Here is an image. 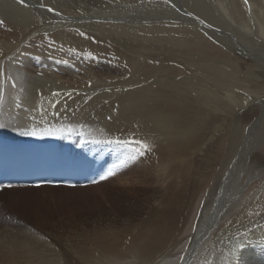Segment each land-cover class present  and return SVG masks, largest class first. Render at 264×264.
<instances>
[{"label":"bare ground","instance_id":"6f19581e","mask_svg":"<svg viewBox=\"0 0 264 264\" xmlns=\"http://www.w3.org/2000/svg\"><path fill=\"white\" fill-rule=\"evenodd\" d=\"M25 2L0 0L1 128L71 127L151 150L99 183L126 206L112 216L140 213L125 248L108 230L99 251L71 254L68 239L58 247L5 225L0 264H234L239 244L264 246V181L254 188L264 177V0H42L54 12ZM91 187L0 194L50 207ZM171 241L183 244L166 258ZM262 255L242 250L244 264Z\"/></svg>","mask_w":264,"mask_h":264},{"label":"rangeland","instance_id":"374dc122","mask_svg":"<svg viewBox=\"0 0 264 264\" xmlns=\"http://www.w3.org/2000/svg\"><path fill=\"white\" fill-rule=\"evenodd\" d=\"M247 4H249V0ZM242 14L245 15L244 13ZM109 145L114 149V156L120 159V152L115 151L118 146L114 143ZM109 145H106V147H110ZM263 181L264 177L255 180L254 188ZM98 184L89 188L91 190L85 192L62 194L58 197L59 201L52 202L50 207L48 205H35L30 203L15 205V202H13L10 204L8 200L13 194L11 192H3L0 194V226L5 227V225H8L10 228L17 227V230H21L20 233L28 228L26 233L32 236H40V240L45 243H52L58 247L63 245L65 240L68 239V245L71 246L69 247L71 248V254L81 252L82 249L85 251H99V239H101L99 238V235L101 234L102 237L107 236L108 230H114L113 233L120 234L118 240L120 248L118 250H121L129 244L127 235L138 227L141 219L140 213H136V215H138L137 217H131L130 210V213L122 215V217L112 216L111 214L115 213V210L118 211L120 208L126 206L118 207L113 198L103 197L102 190L106 189L104 188L105 184ZM211 184L212 183L210 182L208 187H210ZM4 190L8 191L10 189H3V191ZM247 191H250V189ZM247 191L244 195L249 193ZM127 194L129 193L127 192ZM129 195H132V199L136 200H152L155 197L153 193L149 192L146 194L141 191L139 192V190H131ZM206 196L205 193L193 224L192 233L188 234V231H185V233L181 235L182 237H191L194 233ZM173 212L175 215H178V218L181 215L179 211L175 210ZM133 215H135V213ZM179 220H181V217ZM247 224L250 223L247 222ZM251 240V242L247 241L248 243H243V245L250 247V250L254 252L260 251L261 254H263L262 258L264 259V248H262L264 246L257 242V240H255L256 242L254 243L259 244L253 245L252 242L254 239L251 238ZM112 241L113 240L110 239V242ZM177 243L178 241H171L168 243L163 250L164 255L162 256H165L166 258L174 256L179 250L181 244H183L181 241V244ZM259 245L262 246V249H258Z\"/></svg>","mask_w":264,"mask_h":264},{"label":"snow or ice","instance_id":"6c2138e0","mask_svg":"<svg viewBox=\"0 0 264 264\" xmlns=\"http://www.w3.org/2000/svg\"><path fill=\"white\" fill-rule=\"evenodd\" d=\"M18 2L22 5H24L25 7L28 6L26 4L25 0H18ZM247 2H248V0H245V3H247ZM38 7L45 8L48 12H54V9L45 5L42 2V0L38 4ZM173 7H174V5H173ZM56 14L59 15V13H56ZM4 23L5 22L3 20H0V25H3ZM201 23H204V22L201 21ZM209 27H210V25H209ZM45 35H47V34H45ZM79 35L86 36V34L83 32H79ZM12 86L15 87V84H13ZM53 95L56 96V95H59V93H53ZM69 95H70V93H69ZM2 103H3V93L0 92V104H2ZM54 106L55 105H53V107ZM16 107L19 108L20 105L17 104ZM0 127H3V125H0ZM72 132H73V129L71 127H69L66 131L63 128L52 129L51 127H49V128L44 129L43 135H56V134L71 135ZM40 134L41 133H38L35 128H33L31 131L24 132V135H31V136H36V135H40ZM79 135L83 139V137L85 136V133L83 131H80ZM92 142L109 143V144L114 143L123 150L121 158L118 160V162L116 164H113L110 168H108L107 171L103 175L100 176V180H104L109 176L115 175L117 169L126 167L130 162L136 161L139 157L144 156L148 151L151 150L150 145L148 143H146L145 141H142V140H119V139H117V140H107V141L94 140ZM96 182L97 181H93V183H96ZM5 187H10V185L5 186ZM243 248H244V245L239 244L237 246V248L232 250L231 255H232L234 264H244V261L242 259ZM180 261L182 262V264H187V262L184 260V256H180ZM205 264H211V262L205 261Z\"/></svg>","mask_w":264,"mask_h":264}]
</instances>
